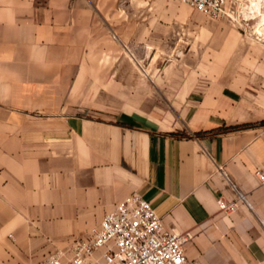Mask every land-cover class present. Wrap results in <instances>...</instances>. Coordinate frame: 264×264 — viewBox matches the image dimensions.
<instances>
[{"label":"crops","instance_id":"obj_1","mask_svg":"<svg viewBox=\"0 0 264 264\" xmlns=\"http://www.w3.org/2000/svg\"><path fill=\"white\" fill-rule=\"evenodd\" d=\"M196 11L0 0V264L67 248L133 192L189 233L186 264H264V41Z\"/></svg>","mask_w":264,"mask_h":264},{"label":"built area","instance_id":"obj_2","mask_svg":"<svg viewBox=\"0 0 264 264\" xmlns=\"http://www.w3.org/2000/svg\"><path fill=\"white\" fill-rule=\"evenodd\" d=\"M182 1L211 17L226 14L243 30L250 24V15L237 11L238 2L228 8V0ZM258 24L261 31L256 36L264 41V20ZM256 173L264 184V171ZM218 204L232 211L237 203L220 198ZM188 238V232L167 230L149 200L133 192L120 199L86 235L45 255L37 264H186L184 244Z\"/></svg>","mask_w":264,"mask_h":264},{"label":"rangeland","instance_id":"obj_3","mask_svg":"<svg viewBox=\"0 0 264 264\" xmlns=\"http://www.w3.org/2000/svg\"><path fill=\"white\" fill-rule=\"evenodd\" d=\"M256 1H258V0H249L247 2H243L237 8V11L240 10L245 15H250V24L246 28V30H243L240 27L239 28H240L241 32L246 33L248 36H252V37H255L256 33L258 31H261V27L258 24V21H260L261 19H262V21L264 20V6H260L259 11H258V9L253 7L254 4L257 3ZM258 2H261V0L258 1ZM196 12L200 13L199 11H196ZM169 58H170V56H166V61L167 62L169 61ZM56 250H58V249H56ZM52 252H54V251H52ZM49 253H51V252H49Z\"/></svg>","mask_w":264,"mask_h":264},{"label":"bare ground","instance_id":"obj_4","mask_svg":"<svg viewBox=\"0 0 264 264\" xmlns=\"http://www.w3.org/2000/svg\"><path fill=\"white\" fill-rule=\"evenodd\" d=\"M261 1H262V0H261ZM262 3H263V2H262ZM260 4H261V2H257V3L254 4L253 7H255L256 9H258V11H259ZM261 5H262V4H261Z\"/></svg>","mask_w":264,"mask_h":264}]
</instances>
